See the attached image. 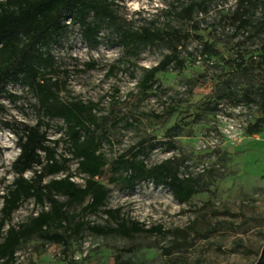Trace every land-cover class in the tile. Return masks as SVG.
<instances>
[{
  "label": "rangeland",
  "instance_id": "obj_1",
  "mask_svg": "<svg viewBox=\"0 0 264 264\" xmlns=\"http://www.w3.org/2000/svg\"><path fill=\"white\" fill-rule=\"evenodd\" d=\"M200 1L114 2L116 14L134 30L153 26L201 36V41L190 39L181 48L180 57L184 61L181 69L155 75L159 89L153 87L143 92L139 83L143 70L157 65L168 54L164 45L139 47L133 55L111 44L89 50L79 38L77 27L73 26L52 51L59 70L66 72L55 76L65 81L62 99L95 104L98 116L109 118L105 128L109 144L103 147L108 162L142 139L163 142L166 130L173 125L179 126V136L172 139L174 147L167 150L157 147L147 163L184 158L183 172L201 175L208 192L199 193L189 203L179 205L165 189L154 188L148 183L130 192L108 185V169L98 181L111 190L105 202L106 209L119 208L125 219L142 223L146 228L186 229L185 241L173 249L171 236L137 235L125 239L84 231L77 238H69L66 248L34 239L18 248L15 264H113L116 255L126 264L255 262L264 245V129L251 137L246 136L244 130L246 125L262 116L259 103L264 77L255 72L244 78L239 76L234 65L239 54L244 60L256 59L259 41L247 40L249 32L233 37L234 27L229 19L235 11V0H205L206 7L200 5L194 14L196 30L190 23L175 18L174 13L183 6ZM259 17L258 10L253 19ZM202 42L211 44L218 54L209 59L200 56ZM92 62L96 67L87 69L86 65ZM111 66H115L112 74L109 73ZM228 88L234 98L225 96ZM7 90L23 94L16 85H9ZM246 90L251 91L253 104L240 99ZM28 100L34 102L31 97ZM237 100H240L238 104ZM0 103L3 106L1 121L35 123V115L26 102L11 104L0 98ZM214 104L215 112L211 111ZM60 126L59 120L49 123L50 140L62 137ZM15 142L16 137L0 124V195L14 178L10 165L18 155ZM57 153L68 157L62 143ZM75 168L76 163L70 162V172L74 173ZM31 176V172L25 174L27 178ZM73 181L83 184L78 175ZM80 209H70L69 214H80ZM38 210L28 201L13 213L10 224L22 223ZM81 217L91 225L110 224L100 212ZM162 249H169L170 254L164 255Z\"/></svg>",
  "mask_w": 264,
  "mask_h": 264
},
{
  "label": "trees",
  "instance_id": "obj_2",
  "mask_svg": "<svg viewBox=\"0 0 264 264\" xmlns=\"http://www.w3.org/2000/svg\"><path fill=\"white\" fill-rule=\"evenodd\" d=\"M115 1L0 0V98L11 104L26 102L36 118L33 125L0 120V124L16 137L18 149V155L10 165L14 178L0 195V264H15L18 248L34 239L66 248L69 238H77L84 231L96 236L125 239L137 235L171 236L173 249L179 248L186 239V229L146 228L142 223L125 219L119 208H105L111 190L98 181L104 176L105 169L109 171L107 184L120 191L130 192L140 184L148 183L154 188L165 189L179 205L189 203L199 193L208 192L201 175L183 172L184 158L172 157L155 164L147 163L157 147L165 150L174 147L172 139L180 134L178 125L166 130L163 142L142 139L108 162L103 147L109 144L105 129L109 118L98 116L95 104L61 97L65 81L55 76L66 72L59 70L52 51L54 46L63 42L73 26L77 27L79 38L89 50L111 44L133 55L139 47L166 46L168 54L157 65L143 70L139 83L143 92L153 87L159 89L156 74L183 67L181 48L190 39L201 41L197 34L192 36L174 28L161 30L146 26L134 30L116 14ZM235 3V11L229 19L234 27L233 37L249 32L247 40L259 41L256 59L244 60L243 55H237L235 70L244 78L255 72L264 77V0H235ZM200 5L206 7L205 0L183 6L174 16L178 21L190 23L196 30L194 14ZM258 10L260 17L253 19ZM217 54L211 44L202 42L200 56L209 59ZM86 67L91 70L96 64L92 62ZM114 70L115 66H111L109 73ZM9 85L19 86L23 90L22 96L10 93L7 90ZM225 96L235 97L229 88ZM28 97L34 102L30 103ZM240 99L248 104L254 103L250 90L244 91ZM260 99L262 116L246 125L244 134L248 137L259 135L264 129V88L260 90ZM2 111L0 103V113ZM211 111H216V104ZM53 120L62 122L58 128L62 137L58 140L48 137L49 123ZM59 143L63 144L68 157L58 155ZM70 162L76 163L74 173L70 172ZM27 172L32 173L30 178L25 177ZM58 174L62 176L55 177ZM75 175L82 177V185L73 181ZM49 177L53 178L45 182ZM28 201L39 210L24 222L11 225L13 213ZM77 207H81L80 214H69L70 209ZM99 212L110 224L91 225L82 220V214ZM162 253L169 255L170 250L162 249ZM113 264L126 263L116 255ZM253 264H264V245Z\"/></svg>",
  "mask_w": 264,
  "mask_h": 264
}]
</instances>
